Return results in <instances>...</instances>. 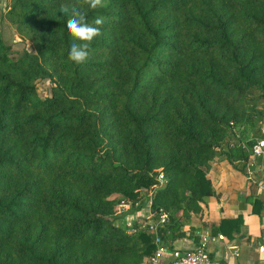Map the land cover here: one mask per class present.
Segmentation results:
<instances>
[{
    "label": "trees",
    "instance_id": "16d2710c",
    "mask_svg": "<svg viewBox=\"0 0 264 264\" xmlns=\"http://www.w3.org/2000/svg\"><path fill=\"white\" fill-rule=\"evenodd\" d=\"M9 2L35 51L12 57L0 32V264H143L156 234L141 223L164 213L163 242L182 237L172 224L216 196L211 164L238 167L258 139L264 0H104L83 9L104 22L80 65L69 0ZM123 201H151L150 221L125 224Z\"/></svg>",
    "mask_w": 264,
    "mask_h": 264
},
{
    "label": "crops",
    "instance_id": "0c3cea01",
    "mask_svg": "<svg viewBox=\"0 0 264 264\" xmlns=\"http://www.w3.org/2000/svg\"><path fill=\"white\" fill-rule=\"evenodd\" d=\"M253 138H264V126ZM260 163L264 180V159ZM207 175L216 196L206 199L202 213L172 224L175 229L168 235L183 236L165 243L167 253L159 264H168L175 250L196 249L204 237L210 239V256L223 264H264V191L225 156L211 164ZM149 211L145 207L136 215L128 213L125 220L150 221Z\"/></svg>",
    "mask_w": 264,
    "mask_h": 264
},
{
    "label": "built area",
    "instance_id": "2783aa9c",
    "mask_svg": "<svg viewBox=\"0 0 264 264\" xmlns=\"http://www.w3.org/2000/svg\"><path fill=\"white\" fill-rule=\"evenodd\" d=\"M233 143L234 145L238 144L237 141ZM242 145L245 148V145L244 144ZM263 159H264V138H258L256 139L255 144L250 149V154L248 159L237 162V164L240 165L242 169L245 171L248 179L264 191V180L260 175L262 168L260 161ZM159 180L162 183L164 177L161 175L159 177ZM131 208H132V204L130 202L123 201L118 208L117 215L122 216L128 213L131 210ZM147 208L150 210L149 216H152L151 201H149ZM167 223L168 220L164 213H161V217L158 223H153V222L141 223L140 226L141 230L149 229L151 232L156 234V238L154 241V244L156 246V251L152 256L146 258L143 264H159L163 260L164 255L167 253V247L166 244L163 242L162 238L158 235V228L160 225H164ZM130 226H132V224H130ZM209 242L210 239L208 237H204L202 238L200 245L194 250H190V251L175 250L172 253V258L168 264H223L220 261L215 260L210 256L209 251L207 249V245Z\"/></svg>",
    "mask_w": 264,
    "mask_h": 264
},
{
    "label": "clouds",
    "instance_id": "9594fccd",
    "mask_svg": "<svg viewBox=\"0 0 264 264\" xmlns=\"http://www.w3.org/2000/svg\"><path fill=\"white\" fill-rule=\"evenodd\" d=\"M104 0H75V2L62 3L60 11L68 15L67 30L73 38L68 59L77 64L85 63L89 58V50L94 40L102 34L103 18L95 19L94 25L87 22L85 7L96 10L104 7Z\"/></svg>",
    "mask_w": 264,
    "mask_h": 264
},
{
    "label": "rangeland",
    "instance_id": "374dc122",
    "mask_svg": "<svg viewBox=\"0 0 264 264\" xmlns=\"http://www.w3.org/2000/svg\"><path fill=\"white\" fill-rule=\"evenodd\" d=\"M10 2L9 0H0V32L2 33L5 42L12 46V52L11 56L14 58H17L20 54H22L24 51L28 52H34L35 46L34 43L30 40H24L18 32L12 28L6 20H3L4 14L6 12L7 7L9 6ZM50 86L51 84L48 81H40L39 82V93L42 97L49 95L50 93ZM261 120H264L262 118ZM263 122V121H262ZM264 124L261 123L258 124L254 128L255 131L261 130L263 128ZM259 128V129H258ZM252 127H249L248 132H246V138L248 140H251L254 136L255 131H251ZM257 129V130H256ZM126 218V217H125ZM126 219L124 220L125 224L131 223L132 220ZM121 222V220H120Z\"/></svg>",
    "mask_w": 264,
    "mask_h": 264
}]
</instances>
